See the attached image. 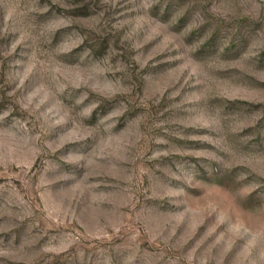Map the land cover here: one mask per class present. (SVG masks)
<instances>
[{"label":"rangeland","instance_id":"rangeland-1","mask_svg":"<svg viewBox=\"0 0 264 264\" xmlns=\"http://www.w3.org/2000/svg\"><path fill=\"white\" fill-rule=\"evenodd\" d=\"M0 264H264V0H0Z\"/></svg>","mask_w":264,"mask_h":264}]
</instances>
